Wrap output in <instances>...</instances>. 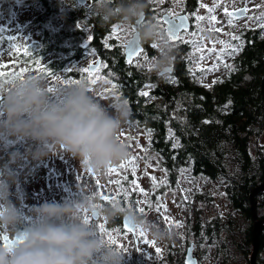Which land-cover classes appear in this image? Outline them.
Returning a JSON list of instances; mask_svg holds the SVG:
<instances>
[{
  "label": "trees",
  "instance_id": "trees-1",
  "mask_svg": "<svg viewBox=\"0 0 264 264\" xmlns=\"http://www.w3.org/2000/svg\"><path fill=\"white\" fill-rule=\"evenodd\" d=\"M37 2L43 11L33 25H41L43 30L37 39L20 43V52L0 53V64L10 67V71L9 67L0 69L10 73L0 79L19 77L21 69H34L35 61L45 59L44 68L50 73L66 71L68 79L81 80L84 77L75 72L74 65L88 49L80 45L84 23L76 8L63 9L61 0ZM191 7L195 9L193 0ZM97 32L94 44L88 47L101 50L107 65L105 75L112 85H117L119 97L129 102V123L151 134L150 147L158 155L170 183L176 185L184 172L185 179L194 184L203 178L222 189L225 221L215 218L208 222L203 220V209L197 204L213 207L214 196L210 191L195 189L192 232L201 233L219 250L222 264H232L238 258L243 260L241 264H251L254 218L250 197L264 183V151L253 143L264 132V32L243 34L236 44L242 47L230 55L231 67L224 68L211 87L202 85L188 70L190 60L182 51L183 58L176 60L173 79L158 83L155 74L145 76L135 64L128 66L123 50L107 48ZM1 40L3 44L11 41L5 36ZM24 47L31 57L23 54ZM181 47L186 51L184 45ZM148 85L151 92L141 95ZM170 132L174 134L171 138ZM176 144L179 146L174 147ZM256 202L258 218L264 221V191L257 195ZM256 263L264 264V227Z\"/></svg>",
  "mask_w": 264,
  "mask_h": 264
},
{
  "label": "clouds",
  "instance_id": "clouds-1",
  "mask_svg": "<svg viewBox=\"0 0 264 264\" xmlns=\"http://www.w3.org/2000/svg\"><path fill=\"white\" fill-rule=\"evenodd\" d=\"M147 7L148 0H94L91 11L102 23L124 26L126 46L156 44L151 64L154 72L166 76L177 49L165 27L145 18ZM48 88L47 82L34 74L0 79V142L8 145L23 140L28 144L25 153H10L0 168V233L13 242L23 213L11 199V185L18 182L11 165L27 158L39 161L64 150L80 160L84 172L99 177L130 156L129 145L120 138L132 115L126 99L116 97L105 104L97 98L99 89L93 92L87 79L55 94ZM78 190L81 195L77 199L34 206L33 222L23 239L12 247L5 239L0 244V264H124L129 254L109 242L107 233L98 227L97 217L113 223L127 221L157 242L170 240L175 234L134 207L102 205L94 184H81Z\"/></svg>",
  "mask_w": 264,
  "mask_h": 264
},
{
  "label": "rangeland",
  "instance_id": "rangeland-1",
  "mask_svg": "<svg viewBox=\"0 0 264 264\" xmlns=\"http://www.w3.org/2000/svg\"><path fill=\"white\" fill-rule=\"evenodd\" d=\"M166 1H168V6L174 14L178 15L185 10L189 11V18L192 21L193 28L187 31V34L183 37L189 41L197 40L202 52L196 50V46L191 43H183L185 44L184 48L186 51L181 47V44H178L176 46V60L179 61L178 59L183 58V54L180 53L181 51L184 55H188V60H190L188 70L193 72L199 82L202 85H207V87H211L215 84L216 79L224 72V68H226L225 65H231V54L229 53L233 52L232 49L236 48V44L241 41L242 36L246 31L259 30L264 32V27L261 26V20L256 19V17H260L261 14L264 13V0H193L195 2V9L191 7L192 0ZM157 3H159L160 7H167V5L163 2L161 3L160 0H157ZM201 4L206 5V7L201 8ZM216 4H219V7H216ZM241 4H246L248 6L249 15L243 20L234 21V25H229V16L225 14V8L230 11ZM75 5H77L75 0H61V7L63 9H74ZM209 7H215V11L212 15L216 16L217 22L215 24H209L208 20H204L199 22L200 28H198L195 18L196 15L205 17L209 16L210 14L207 10ZM41 11H43V8L38 6L37 0H0V29L3 30L0 32L1 54L3 53V55H6L8 51H11L13 44H19L21 46L20 43L25 42L26 39L32 41L38 38V35L41 34L43 29L41 25L34 26L33 24L37 15ZM213 29H221V31H215ZM126 32L127 29L125 30V33ZM191 33H195V36L191 35ZM3 36L6 38L15 36L16 40L10 39L11 41L8 44H3L2 42L5 40H1ZM123 36L124 34L119 35L118 37L122 38ZM233 36L239 37V39H233ZM220 41H224L225 44L231 45L232 47L225 49V44H221ZM88 42L89 41L85 39V43L88 44ZM213 47L215 48V51L209 52V49H212ZM222 49L224 51L218 58V53H221ZM201 54L204 56L202 61L200 60ZM97 56L98 53L92 51L87 52L86 50L84 58L81 61H76V64L74 65L75 72L77 71L84 77H81V79H85L86 76L81 72V69L96 64ZM13 57L14 56L12 55V60H14ZM40 64L45 67L47 61L44 59L40 61ZM136 64L142 66L139 62H136ZM148 65L152 66L151 63H148ZM26 68L29 70L24 72L22 77L27 74H34L42 77L47 82L48 87H52L56 90L52 92L53 94H55L58 89L65 87L64 81L68 79L66 71L56 73L54 76L50 77L42 74L38 70H33L32 67ZM35 68L36 65L34 69ZM69 68L72 69V65L71 67L69 66ZM151 69L152 68H150V70ZM207 69L214 70L207 71ZM101 73L102 70L97 73V75L104 77V79H98L95 84H90L92 85L93 92H96L97 89H99L97 92V98L102 100L105 104H108L110 99L119 97V95L112 89L111 82H105V80L109 81V76L104 74L101 75ZM144 92L149 94L151 92V87L148 85L144 89ZM120 138L129 145L130 156L123 162L110 167L117 171L109 173L108 170L107 174L104 176L96 177L84 172L81 168L80 160L71 156L70 153H67L64 150L50 153L39 161L27 158L20 161L18 164L11 165L17 174L18 182L15 184L28 192V198L21 194L16 201L25 204H34V200L30 196L36 194V187H51L52 185L50 182L58 180L56 174L59 176L64 175L65 173L62 171L68 170V174L71 175L76 168L78 170V181L80 182V185L94 184L96 186V191L99 194V198L106 196L111 200H117L121 196L126 199L123 192L115 183V181L119 180L123 188L129 191V196L126 199L127 205H125V207H134L138 209V212H140L139 208L143 207L145 209V217L148 219L150 215L160 213L162 216L160 222L167 227L171 225L172 219L174 218L175 228L177 230H183L187 225L186 221L189 218L193 219L194 212L191 207H193L192 196L195 189H204L206 192L210 191L215 199L213 201V207H203L201 204H197L203 209V220L208 222L215 218H220L222 221H225V202L221 188H218L215 184L207 183L203 178L199 179L197 183L194 184L193 181L185 179L184 172L181 173L180 179L176 185L171 184L168 174L160 167V159L158 155L155 154L150 147L151 134L146 132V130L137 127L135 124L129 123V121L123 126L120 132ZM253 143L262 147L264 151V132L257 140H254ZM27 147V142L23 140L17 141L14 144L9 142L8 145L0 142V168L8 162L10 153L17 151L25 153ZM132 157H137L133 162L135 165L134 173L132 171V165H129L128 163L131 161ZM121 164H125L126 168L121 169ZM50 172H53L54 174L48 176V173ZM152 177H155L156 183L160 185L155 189L153 188ZM163 180H167V183H160ZM132 181H136L139 187L144 189L147 193V197H145L143 193L133 190ZM157 198H159V200ZM137 200L150 201L154 206L157 203L166 205L167 212H165L163 208L160 209V212H157L155 207L149 210L146 203L138 204L136 203ZM165 216L169 218L170 223L164 220ZM177 223L182 226L176 227ZM148 240L154 241L149 236ZM238 259V261H235L232 264H241L243 260L240 258ZM207 260L208 264H218L220 261L219 258L217 259L215 257L213 251L209 253Z\"/></svg>",
  "mask_w": 264,
  "mask_h": 264
},
{
  "label": "flooded vegetation",
  "instance_id": "flooded-vegetation-1",
  "mask_svg": "<svg viewBox=\"0 0 264 264\" xmlns=\"http://www.w3.org/2000/svg\"><path fill=\"white\" fill-rule=\"evenodd\" d=\"M75 1L77 3V5H75L76 11L80 16V20L83 21L84 23V24L82 23L84 30H81L82 33L80 36L81 39L80 45H84L85 47H87L88 49L87 52L92 51L98 53L97 62L100 61V64L104 65V61L102 60L101 53L99 52L101 50L97 51L94 49H90L88 47L94 44L96 31H99L97 32L98 34H100L99 39L101 40V42H103V44L105 43L107 48L109 49L121 48L123 50V57L126 63L127 61L125 57V47H124L126 29L124 28V26L115 22L111 24L102 23L101 20L94 14V12L91 11V6L94 3V0H87L84 6H81L78 0ZM163 3L166 4L167 7H160L159 3H157V0H148V7L146 9L145 18L152 19L154 21H159L161 18L167 17L168 13L171 12V10L168 6L169 5L168 1L165 0L163 1ZM245 8L248 9V6L246 4H241L233 8L229 12L239 11L240 9H245ZM179 15H183V16L185 15L188 16L189 18V11L185 10L183 13L178 14L177 16ZM248 15H249V10L246 12L245 17L241 19L234 18V21L243 20L247 18ZM82 17H85V19H81ZM189 21L191 23V28H193L192 21L190 18ZM117 25L119 26V29L114 34L113 28ZM162 26L166 28V25H162ZM123 34L124 36L122 38L118 37L119 35H123ZM185 34H187V32L181 33L182 36H184ZM85 39L89 41L88 44L85 43ZM173 43L175 47L178 44L185 46L183 42H173ZM141 48L145 49V52L142 53L140 57H136L133 60L131 66L133 64L137 66L136 62H139L142 66H139L140 69L138 71H140L145 76H153L155 74L157 76L158 83L165 78L173 79V73L176 67V57H174V62L171 67L172 73H168L166 76H160L159 74L154 72L153 66H149L148 61H145V59L143 58L145 55H147L149 61H151L152 58L156 55V50L152 49V44H144ZM129 65L130 64H128V66ZM150 68L152 69L150 70ZM101 70H102L101 75L102 74L105 75L104 68L101 67L100 71ZM62 172L65 174L60 176L56 174L58 178L57 181L50 182L52 185L51 187H47V186L36 187V194L30 196L34 200V204H25L16 201L19 195L21 194L27 196L28 198V192L18 187L15 183L11 185V192H12L11 199L13 203L16 204L17 207L23 213L22 223L21 225H19V230L16 234V241H20L23 239L25 234V229L32 224L33 222L32 208L34 206H39L46 202L64 203L66 201H71L73 199H77L80 197L81 193L78 190V186L80 185V182L78 181V170L75 168V171H73L71 175L68 174L69 173L68 170H63ZM53 174H54L53 172H50L48 173V176H51ZM99 202L102 205H109L111 203H120L124 207L125 205H127L126 199H124L121 196L117 200H111V199L105 200L103 198H100ZM140 214L145 216L144 213L140 212ZM161 217H162L161 214L157 213L154 215H150L149 220L160 221ZM96 219L98 222V227L100 224H104L107 232L116 238L117 240L116 246L124 249L125 252L129 254L125 256L124 264H188L187 256L189 253L191 255L190 259L192 261V264H208L207 258L211 251L214 252L215 257L217 259H218V255L220 254L219 250L216 249L215 246L210 245L209 241L206 240L204 235L198 233L196 230L192 232L191 222H190L193 220L192 218H189L186 221L187 225L186 227H184L183 230L180 229L177 230L175 228V220L174 218L172 219L169 228H171L175 233L173 238L162 242H157V241L155 242V247H159L161 249L160 253L155 252V247L152 244L145 245L143 243V238H138L135 234L127 233L126 230L123 229L124 220L117 219L113 223L103 220L101 217H97ZM117 229L119 231H116ZM146 238L148 239L147 234H146ZM8 242L12 243L13 241L8 240ZM3 243H4V234L0 233V244ZM121 245L123 247H121ZM218 264H222V263L219 261Z\"/></svg>",
  "mask_w": 264,
  "mask_h": 264
},
{
  "label": "snow or ice",
  "instance_id": "snow-or-ice-1",
  "mask_svg": "<svg viewBox=\"0 0 264 264\" xmlns=\"http://www.w3.org/2000/svg\"><path fill=\"white\" fill-rule=\"evenodd\" d=\"M160 2L162 3L163 0H160ZM200 7L204 8V7H206V5L201 4ZM216 7H219V4H216ZM207 10H208V13L210 14L207 17L201 16V15H196L195 18H196V21H197V27L198 28H200V23L199 22L204 21V20H208L209 24H215L217 22L216 16L212 15V13H214V11H215V7H209ZM247 11H248V9H246V8L239 10L240 13H246ZM225 14L227 16H229L228 24L229 25H234V18L236 17L237 14L235 12H229L227 8H225ZM188 19H189L188 16H183V15L177 16L176 14L169 12L167 17L161 18L158 22L161 25H166L165 29H166V31H167V33L169 35V38L171 39L172 42H183V43H186V44L187 43H191L194 46H196V50L202 52V49L199 48V42L197 40L189 41V40L184 39V37L181 35L182 32H187L188 31V24L186 23V21ZM256 19L261 20V26L264 27V13H262L260 17H256ZM118 29H119V26L118 25L115 26L113 28V33L115 34L118 31ZM213 30L221 31V29H213ZM2 31L3 30L0 29V32H2ZM191 35L195 36V33H191ZM9 39L16 40V37L12 36V37H9ZM233 39H239V37L233 36ZM220 43L221 44H225L224 41H220ZM124 47H125V50L127 52V57H128L127 63L130 64V65L133 63V59L134 58L140 57L141 54L145 52V49H143L141 47H130V46H126V45H124ZM230 47H232V46L228 45V44H225V49L230 48ZM239 47H242V45L238 46L236 48H233L232 49L233 52L238 51ZM156 48H157V45L156 44H152V49L156 50ZM12 50H14L15 52H20L21 51V46L19 44H13L12 45ZM212 51H215L214 47L212 49H209V52H212ZM223 51L224 50L222 49L221 53H218V58L222 55ZM23 54L25 56L31 57V53H30V51H29V49L27 47L23 48ZM229 54H231V53H229ZM143 58L145 59V61H148L149 64L151 63V61H149L147 55H145ZM203 59H204V56H203V54H201L200 60L202 61ZM35 65H36V68L33 69V70H38L42 74H45V75L50 76V77L54 76V74L48 72L47 69H45L43 67V65L40 64V62L38 60L35 61ZM137 66L139 67L140 65L137 64ZM225 66L226 67H231V66H228V65H225ZM8 67L9 66L7 64H0V69H7ZM101 67H107V65H101L99 62H97L94 65H89L88 67L82 68L81 72L86 74L85 79L90 81V83L95 84L98 79H104V77H100V76L97 75V73L100 72V68ZM28 70L29 69H27V68L21 69V72L18 73L17 75L22 77L23 73L27 72ZM212 70H214V69H207V71H212ZM8 75H10L9 72L0 70V77H5V76H8ZM78 82H79V80L66 79L64 81V85H65V88H66V87H68V86H70L72 84L78 83ZM105 82L108 83L110 81L105 80ZM116 88H117V85L113 84L112 85V89L115 90ZM48 91L50 93H52V92H54L56 90L53 89L52 87H49ZM141 95L148 96V93L147 92H141ZM172 135H174V134H172L170 132V138H171ZM177 146H179V145L178 144L174 145V147H177ZM136 159H137V157H132L131 161L128 162L129 165H132L133 173L135 172V165L133 164V162ZM120 168L124 169V168H126V165L125 164H121ZM115 171H117V170L113 169V168L109 169V173H112V172H115ZM164 171H166V170H164ZM152 181H153V188L154 189L160 186L159 184L156 183V178L155 177H152ZM97 183H99V182H97ZM115 183L120 188V190L123 192L124 197L127 199L128 196H129V191L123 188V186H122V184H121V182L119 180L115 181ZM160 183L166 184L167 180H163ZM132 185H133V190L134 191H138L140 193H143L144 196L147 197V193L144 191L143 188L139 187V185H138V183L136 181H132ZM103 199L108 200L109 198L104 196ZM157 199L159 200V198H157ZM136 203H138V204L146 203L149 210H151L153 207H155V210L157 212H160L161 208H163L164 211L167 212L166 205H163V204H160V203H157L155 206L150 201H147V200H144V201L137 200ZM139 211L141 213H144L145 209L143 207H141V208H139ZM164 220L166 222L170 223L169 218L167 216L164 217ZM181 226L182 225L179 224V223L176 224V227H181ZM99 228H100L101 232L107 233L110 243L117 244L116 238L113 235H111L110 233L107 232L104 224H100ZM123 229L126 230L127 233L135 234L138 238H143V243L145 245L152 244L155 247V241L148 240L146 238V233L143 230H139V229L129 225L127 221H123ZM116 231H119V230L117 229ZM4 239H5L6 245L9 246V247H12L13 243L20 242V241H16V242L9 243L7 237H5ZM121 247H123V246L121 245ZM155 252L156 253H160L161 249L159 247H155ZM188 264H192L191 259H189Z\"/></svg>",
  "mask_w": 264,
  "mask_h": 264
},
{
  "label": "water",
  "instance_id": "water-1",
  "mask_svg": "<svg viewBox=\"0 0 264 264\" xmlns=\"http://www.w3.org/2000/svg\"><path fill=\"white\" fill-rule=\"evenodd\" d=\"M86 1L87 0H78V2L80 3L81 6H84L86 4ZM234 12L237 14L235 17L237 19H241V18L246 16V13H240L239 11H234ZM186 23L188 24V30H190L191 23H190L189 19L186 21ZM125 57H126V61H127L128 57H127L126 50H125ZM98 62L100 63V61H98ZM169 73H172L171 69H170ZM263 191H264V183L261 186H259L258 188H256L250 197L251 210L253 212V218H254L253 252H252V255L250 258L251 264H257L256 258H257L258 251H259V238H260L261 232H262L263 227H264V221L259 220L258 215H257V202H256L257 195ZM190 258H191V255L189 253L187 256V261H189Z\"/></svg>",
  "mask_w": 264,
  "mask_h": 264
}]
</instances>
